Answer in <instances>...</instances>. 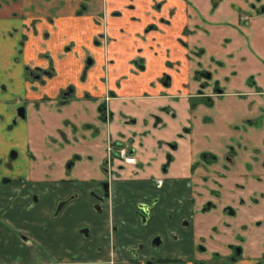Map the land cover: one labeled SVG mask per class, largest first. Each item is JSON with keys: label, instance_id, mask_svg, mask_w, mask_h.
<instances>
[{"label": "crops", "instance_id": "1", "mask_svg": "<svg viewBox=\"0 0 264 264\" xmlns=\"http://www.w3.org/2000/svg\"><path fill=\"white\" fill-rule=\"evenodd\" d=\"M158 2L171 22L141 39L145 28L161 17L154 9ZM238 3L223 0L213 9V0H0V156L15 149L26 164L17 173L0 171V215L5 220H27L21 213L22 206L31 204L32 193L46 189L49 194L42 200L53 205L52 212L60 201L79 193L62 217L71 210L88 213L91 233L79 243L77 251L47 254L35 251L0 225V264H111V254L99 252L103 232L109 233L111 224L116 226L125 220L135 229L140 225L134 211L122 203L128 190L148 194L156 178L164 182L166 199H180L185 193L193 197L197 188L188 189L186 183L200 177L208 178L211 189L224 195L219 211L195 219L190 227L193 244L198 245L204 237L208 249L222 256L230 254L229 246H241L242 257L234 264H264V203L259 207L238 205L241 197L264 193V120L259 125L255 122L259 117L264 119V16H254L247 26L231 9V4ZM105 13L114 38L115 63L109 83L103 81L102 53L94 46L103 30ZM138 49L143 50L147 69L135 76L129 62ZM89 56L94 63L86 68ZM52 66L54 77L45 85L29 79L27 68ZM85 71L87 76L83 78ZM199 71L212 73L210 86L203 91V80L195 79ZM164 73L171 77L167 88L158 81ZM125 75L129 78H122ZM251 76L256 81L249 86ZM216 82L224 94L213 97L210 108L198 104L193 109L191 100L200 99L201 91L217 95ZM68 88H73L70 102L60 105L61 93ZM112 92L107 107L113 120L104 124L99 119V107ZM241 95L249 98L246 108L240 105ZM178 105L184 106L181 117ZM21 107L26 109L25 119H17ZM165 108L176 117L163 113ZM159 114L163 123L155 119ZM186 127L190 132L183 139L177 138ZM131 138L140 146L139 164L126 165L119 169L120 176L116 174V182L122 181L123 187L113 190V203L118 204L113 216L94 208L92 201L88 208L77 209V204L88 202L89 191L106 176L102 165L108 140L124 142ZM174 140L179 142L176 160L163 172V147L167 149ZM231 147L235 148L233 163L225 170L222 161ZM203 154L218 156L219 160L208 170L200 166L192 173V166ZM75 156L81 160L66 173V165ZM116 164L120 166L121 162ZM9 176L11 181L5 183ZM77 181L83 190L73 186ZM216 181L223 183V190ZM15 190L23 196H15ZM204 193L205 199L197 202L200 206L210 196L208 191ZM13 196L19 200L14 209ZM227 205L238 208L237 217L223 218L221 211ZM191 207H185V216L192 215ZM167 209L172 212L177 207L165 205ZM177 215L170 222L172 229L177 228ZM158 219L151 222V228L158 225L160 231L163 223L167 227L170 224L167 218L164 222ZM64 221L63 226H70L69 220ZM153 234L147 235L150 238ZM77 239L82 238L78 235ZM116 260L115 264H132L129 258L117 256Z\"/></svg>", "mask_w": 264, "mask_h": 264}, {"label": "flooded vegetation", "instance_id": "2", "mask_svg": "<svg viewBox=\"0 0 264 264\" xmlns=\"http://www.w3.org/2000/svg\"><path fill=\"white\" fill-rule=\"evenodd\" d=\"M185 1V0H181ZM223 0H213V9H216L219 5V2L221 3ZM239 3H242V5L238 4H231V9H233L236 14L243 20L245 25H249L254 18V16L257 17H263L264 16V0H236ZM154 9L161 14V17L158 18L155 22H153L151 25L147 26L144 30V32L140 35L141 39H144L146 35L154 32L159 31V28L161 25H165L167 23L171 22V17H168L166 15H163V4L157 3L154 6ZM102 16L103 20L101 23L102 26V32L99 34L94 42L95 48L100 50L103 57V81L105 83H109L110 81V74L112 66L115 63V59L113 57V50H112V44L114 42V38L111 36L109 32V26L106 23L108 14ZM172 15V10L168 11V16ZM105 21V22H104ZM186 33V32H185ZM143 50L138 49L136 51V55L134 58H132L129 62L132 66H134L135 69L132 70L133 75H140V73H143L146 71V63L147 59L142 54ZM197 55H201V51L198 52ZM94 59L89 56L86 61V68H89L90 65H93ZM51 65H53V61H51ZM53 66L49 69H42L37 68L35 70H32L30 68H27L28 77L31 80V82H38L41 86L45 85L47 82L46 80L52 79L54 77L53 72ZM87 76V71L83 72V78ZM128 79L129 76L125 75L122 78ZM254 78V76H251V79ZM170 79L171 77L164 73L161 78L158 80L162 83L163 86L166 88L170 85ZM195 79L197 80H203L202 82V91L204 88L210 86V81L212 79V73L207 71H199L195 75ZM249 84V82H248ZM220 84L216 82L215 84V91L217 92V95L215 94H204L201 91L200 99H192V105L193 108L197 106L198 104H205L207 107H212L214 104L213 97L218 95H223L224 90L219 87ZM250 85H254L253 83H250ZM261 92V91H260ZM73 93V88H68L65 91H62L61 98H60V105H67L70 102V97ZM114 93H108L107 97L105 98V102L101 103L99 107V119L104 124H109L113 120V114L110 113L109 108L107 107L108 102L110 101L111 97H113ZM244 95H241V99ZM24 111L25 117L22 118L20 114ZM163 113L171 115L173 117H176V114H172L170 111H168L167 108L163 109ZM25 119L26 118V109L24 107H21L18 110V116L17 119ZM155 119L157 121H160V123H163L162 115H155ZM263 117L257 118L255 120L256 124H262L263 123ZM132 121H127L126 123H131ZM17 123V120L14 121V124ZM248 124H253L254 122L248 121ZM91 127V126H86ZM190 132L189 128H184L181 133L178 134L179 139L185 138V136ZM163 144L159 147L162 148ZM139 145L136 146V140L132 139L130 141H115L112 139H109L107 142L106 147V158L104 161V164L102 165V169L104 174L106 176L103 180H100L97 182V185L95 186L94 190L89 191V197L91 201L94 203V206L97 210L104 212L105 210L109 211V214L113 216L115 207L118 206V204H114L113 201V190L115 187H123L122 181L120 184H118L116 181L117 179L116 174L120 176L119 169L122 170L126 165H132L136 166L138 163L137 155L139 153ZM163 149L166 152V161L163 164V172H167L168 169L171 167V165L175 162L176 157L174 155L175 152L179 150V142L177 140H174L168 144V148ZM234 147H231L228 150V153L225 154L224 159L222 161L223 163V169L227 170L230 167V163H233L234 158ZM246 149V148H245ZM19 154L17 151H12L10 155V161L14 162L18 160ZM132 158L134 159V164H129L127 162V159ZM81 160L80 156H75L72 161H70L67 165L69 166V170H72L75 166V164ZM219 160L218 156H213L211 154H203L200 158V161L192 166V173L195 171V167H202L205 170H208L209 166L215 165ZM121 162L120 166H116V162ZM214 163V164H213ZM221 173V172H220ZM224 175L223 173H221ZM197 175V174H196ZM195 175V176H196ZM153 182H151L148 194L141 193L137 191L136 189H131L127 191V197L124 198L122 201L123 205L128 206L129 210L135 214V216L138 217L140 225L144 228L150 227L151 222H155L157 218L158 220H161L162 222L165 221V218H167V223H172L175 219V213L178 214L177 216H180V219L176 221L174 224H176L177 228H173L171 226V223L166 225V223L162 225V228L159 232L154 233L152 237H148V235H145L144 238H139L137 241H130L128 240V232L126 230V226L122 225H113L111 224V229L109 230V233H107V240L111 242V245L114 243L118 246H121L122 244H130L125 249H122L121 247H109V251H106L111 254V264L117 263V256L121 257L122 259L129 258L131 260V263H143V264H234L236 261H238L242 257L243 248L241 246H229L230 254L227 256H222L218 252H211L206 243L207 239L202 237L200 239V242L198 245L193 244V235L190 231V227H192V224L195 222V219L198 215L201 214H207L211 213L213 211H217L219 209V204L222 202L223 193L220 190L211 189V186L209 185L208 178H202L198 179V181L194 182L191 181L190 184L189 181H187L186 186L189 188H197L196 190H193V197H189L187 193H185L180 199H166L165 195L162 193L164 182L163 180H157L156 178H153ZM226 180V177L224 178ZM260 180V179H258ZM11 181L10 179H5V183ZM224 182V181H223ZM227 182V181H225ZM9 183V182H8ZM17 183V181H16ZM74 187L78 188V190H83L84 186L80 184L78 181L72 183ZM217 186H219L222 190L224 189V186L222 185V182L216 181ZM6 184H3L5 186ZM76 185V186H75ZM57 188V187H56ZM187 189V188H186ZM202 189V191H200ZM209 192V199L205 201L201 206L198 205V201L201 199H205L204 192ZM40 193V194H39ZM15 196H19L21 193L20 190L14 191ZM47 194H49V190L46 189V191L41 192L39 191L38 194L32 193L31 198V204L29 207L33 209L37 203L40 202L39 197H45ZM11 197L13 200H11V206L12 209H14L15 205L19 203V200L17 197ZM20 196H23L20 195ZM28 198L30 196H27ZM80 195L78 193H75L71 195L68 199L60 201L58 204L59 206L56 209V216H60L62 212L65 210L66 206L70 204L75 199L79 198ZM16 198V199H15ZM218 201V202H217ZM121 203V204H122ZM264 203V193L262 192H253L252 195L248 197H241L239 199L238 205L239 207L249 205L251 207H259L262 206ZM166 206H176L177 209L174 211H168L169 209L165 210ZM192 206L191 212L192 215L190 217L185 216V207ZM219 211V210H218ZM238 208H235L231 205L224 206L221 213L223 218H235L238 215ZM170 215V217H169ZM187 215V214H186ZM164 216V217H163ZM163 217V218H162ZM223 225L229 226L227 223H223ZM151 228V227H150ZM246 228V226H243V229ZM123 229L126 231L123 232ZM214 229H218L217 226L214 227ZM187 232V234L185 233ZM114 234V236L112 235ZM80 234H82L83 238H89L90 228L89 230H84ZM194 234V233H193ZM20 238L23 240L24 244H27L30 246V242L28 238L24 237L22 234L19 235ZM171 238L172 240H175V250H173V254L167 253V238ZM240 239V237H239ZM242 240V239H240ZM138 242V243H134ZM142 242V243H141ZM102 244V242H100ZM193 244V245H192ZM104 245V243H103ZM181 247V248H180ZM128 248H132L128 250ZM103 250V249H102ZM100 247V253H104L105 250L102 251ZM102 251V252H101ZM185 252V253H184ZM210 253V254H209ZM210 255V256H209ZM131 258V259H130ZM264 258V255H263ZM115 262V263H114ZM10 264H20L19 262H12Z\"/></svg>", "mask_w": 264, "mask_h": 264}, {"label": "rangeland", "instance_id": "3", "mask_svg": "<svg viewBox=\"0 0 264 264\" xmlns=\"http://www.w3.org/2000/svg\"><path fill=\"white\" fill-rule=\"evenodd\" d=\"M255 78L251 77L248 79L249 82V86L250 83H255ZM246 96L242 97L243 102L240 104L241 107L246 108L247 104L249 103V98L245 99ZM179 102V101H177ZM179 106L178 109V113L181 117L184 114L183 108L184 106ZM193 107V105H192ZM194 109V108H193ZM174 119V118H173ZM236 128V127H235ZM235 132L237 131L234 130ZM232 131V133L234 132ZM240 132V131H239ZM238 132V133H239ZM15 149H11L10 152L4 154L3 156H0V171L3 174H8L10 172L12 173H17L20 171H23L26 164H25V160L22 157H19L18 160L11 162L10 161V155L12 153V151H14ZM16 151V150H15ZM196 168V167H195ZM66 173L69 172V166L66 165ZM6 179H10L9 177H6ZM8 185V184H7ZM5 185V187L7 186ZM57 185L54 186V189L51 190L52 194H54L56 192L55 189ZM79 194V193H78ZM40 198V202L38 203L37 209L36 207H34L33 209H31L29 206L25 205L22 206L21 208V213L23 215V217H25V215H27V220L25 219H15V220H11L10 218H6L7 220H5L4 218H2L0 215V225L1 228H6L5 231L8 233H14L16 235H20L22 234L24 237L28 238L29 240V244L30 247L32 249H34L37 252L40 253H54L55 254H60L61 252H65L67 251V249H75L76 251L80 248L81 244L84 242L83 241V237L82 234H80L82 231L84 230H89V222L87 221V214L88 213H82V211H78L75 212L74 211H69L68 215L63 219V214L62 213L59 217L56 216V209L59 206V204H57L55 206V209L52 212V207L53 205H49L48 203H45L44 200H42L41 197ZM88 202H83L81 204H77L76 208L78 209L80 207L79 210H84L85 208H88L89 206V202L91 201L90 197L87 198ZM76 201V200H75ZM80 202V201H79ZM93 207L95 208L94 204ZM74 210V209H73ZM98 214V212H97ZM72 216V217H70ZM98 217V215H97ZM170 217V215H169ZM64 220H69L70 222V226H67V228L65 226H63V223L65 222ZM10 221V222H8ZM93 221V220H92ZM37 222V224H36ZM122 226H126V230L128 232V240L130 241H137V239L139 238H144L145 235L147 234H153V233H157L159 231L158 229V225H156L155 227L149 228L146 227L144 228L143 226H139L138 228H133L130 226L129 222H127L126 220L123 221L121 224ZM104 230V229H103ZM69 231V232H68ZM68 232V233H67ZM76 232V233H75ZM123 232L125 233V230L123 229ZM75 233V237L74 234ZM80 236L81 241H79L78 239L75 240V238L77 236ZM106 232H103V236H101V239H99V248L101 247V250H105V251H109V247L112 246L113 247H121L122 249H125L128 245L133 244H122L121 246H118L117 244L115 245L114 243L111 245V242L109 240H107V236H106ZM112 235L114 236V234L112 233ZM168 243H167V253H171L173 254V250H175V240L171 239V238H167ZM100 242H102V244H100ZM104 243V245H103ZM134 243H138V242H134ZM142 243V242H141ZM118 249V248H117ZM132 249V248H130ZM128 248V250H130ZM102 250V251H103ZM131 259V258H130Z\"/></svg>", "mask_w": 264, "mask_h": 264}, {"label": "built area", "instance_id": "4", "mask_svg": "<svg viewBox=\"0 0 264 264\" xmlns=\"http://www.w3.org/2000/svg\"><path fill=\"white\" fill-rule=\"evenodd\" d=\"M127 162H128L129 164H134V159L129 158V159H127Z\"/></svg>", "mask_w": 264, "mask_h": 264}, {"label": "water", "instance_id": "5", "mask_svg": "<svg viewBox=\"0 0 264 264\" xmlns=\"http://www.w3.org/2000/svg\"><path fill=\"white\" fill-rule=\"evenodd\" d=\"M20 116H21L22 118L25 117V115H24V111L20 114Z\"/></svg>", "mask_w": 264, "mask_h": 264}]
</instances>
